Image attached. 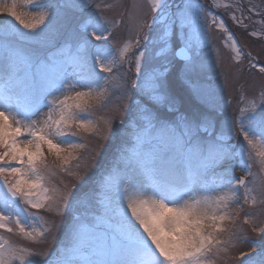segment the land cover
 Wrapping results in <instances>:
<instances>
[{
    "label": "snow or ice",
    "instance_id": "1",
    "mask_svg": "<svg viewBox=\"0 0 264 264\" xmlns=\"http://www.w3.org/2000/svg\"><path fill=\"white\" fill-rule=\"evenodd\" d=\"M147 3L117 41L119 0H0V264H264V83L227 120L202 83L213 28L264 76L219 15L261 37L264 0Z\"/></svg>",
    "mask_w": 264,
    "mask_h": 264
},
{
    "label": "rangeland",
    "instance_id": "2",
    "mask_svg": "<svg viewBox=\"0 0 264 264\" xmlns=\"http://www.w3.org/2000/svg\"><path fill=\"white\" fill-rule=\"evenodd\" d=\"M104 2L112 3L113 0H104ZM171 2L178 3L179 0H171ZM253 2L260 3L261 0H253ZM200 3L206 7H211V0H200ZM211 10L217 12L216 9ZM129 14H134L138 18L147 20L148 22H151L152 16L154 15L150 12L147 0H119L118 7L105 13V15L112 19L123 20L121 26L114 32L117 41H126L130 36L134 35V33L130 31L128 19ZM219 15L226 21V25L234 34V37L242 50L245 52H251L252 56L255 57V60L252 62L264 66V36L256 37L249 34L254 28H258L259 25L248 22L250 27L244 29L236 26L223 10H219ZM253 18L256 19V17ZM153 27L155 28L156 26L154 25ZM150 35L155 36V32L150 33ZM209 35L210 43L202 49V61L205 65L202 73V83L208 85L213 90L218 104L220 105L222 119L227 120L238 115L237 107L241 95V86H243V90L249 97L255 96L259 93L262 83H264V76H262L256 69L250 70L249 61L247 59L242 65H237L234 62L232 59L234 54L224 46V33L222 31L213 28L210 29ZM64 42L65 39L63 37H57L53 41L57 46L62 45ZM109 42H112L111 37L109 38ZM149 55L150 53H146V58ZM240 68H242L243 71L239 72V77L237 78L238 69ZM133 74L134 69L129 73V80H131ZM170 76L173 88L179 90L182 85L178 75L176 72H173ZM113 102L118 103L119 101L114 99ZM116 128H120L118 123ZM116 143H118V140H110L106 142L104 144V152L102 153V156L111 158L112 154L115 152ZM232 143L239 145L244 144L245 142L243 141V137L239 136L236 140H233ZM257 170L258 169L255 166L252 168L253 173H256ZM241 174L242 173L237 166L235 169V175L239 177ZM249 179L252 178L249 177ZM65 180L70 182V178L68 177H65ZM244 207L246 212L257 211V209L249 208L247 205ZM93 211L98 215L103 214V209L99 205H97ZM70 219V214H66L65 217L58 219L60 230L56 233L54 239L49 240L46 245L47 248H55L64 240L65 230ZM105 221L106 228L108 225H111V227L114 228L117 223L114 216L105 217ZM108 230L110 231L111 229L109 228ZM249 237L250 239H255L257 241L264 239V236H255V234H252L251 232H249ZM257 250H259V247H257ZM241 251L251 250L246 244H242ZM245 259H247V257H245Z\"/></svg>",
    "mask_w": 264,
    "mask_h": 264
}]
</instances>
